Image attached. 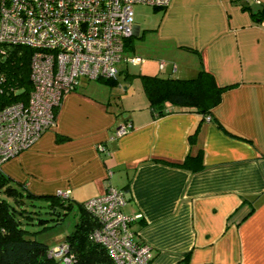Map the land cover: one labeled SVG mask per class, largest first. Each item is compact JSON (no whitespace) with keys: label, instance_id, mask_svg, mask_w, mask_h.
<instances>
[{"label":"crops","instance_id":"0c3cea01","mask_svg":"<svg viewBox=\"0 0 264 264\" xmlns=\"http://www.w3.org/2000/svg\"><path fill=\"white\" fill-rule=\"evenodd\" d=\"M157 22L139 25L147 42L126 52L139 62L121 61L106 90H86L96 79L83 77L54 124L1 169L36 196L68 190L82 202L123 189L122 210L141 213L131 228L151 247L150 264H264V13L232 0H170ZM200 67L227 86L210 114L156 117L139 74L191 77ZM125 121L131 127L114 134Z\"/></svg>","mask_w":264,"mask_h":264},{"label":"built area","instance_id":"2783aa9c","mask_svg":"<svg viewBox=\"0 0 264 264\" xmlns=\"http://www.w3.org/2000/svg\"><path fill=\"white\" fill-rule=\"evenodd\" d=\"M169 1L0 0V53L5 43L32 49L30 90L22 99L0 103V166L34 144L54 124L62 96L82 76L90 80L116 77L121 61L139 62V56L126 55L124 50L126 38L135 31L133 5L164 7ZM13 90L21 93L25 89ZM130 127L131 122L125 121L114 134L121 136ZM124 202V190L114 186L85 201L99 220L91 236L106 246L116 264H150L151 247L131 228L141 213L123 211ZM67 249L61 244L53 252ZM64 258L66 262L71 259L68 255Z\"/></svg>","mask_w":264,"mask_h":264},{"label":"trees","instance_id":"16d2710c","mask_svg":"<svg viewBox=\"0 0 264 264\" xmlns=\"http://www.w3.org/2000/svg\"><path fill=\"white\" fill-rule=\"evenodd\" d=\"M232 1L239 4L242 9L249 10L256 17H261L264 13V4L253 9L248 4V0ZM165 6L160 7V10L164 11ZM153 9H158V6H153ZM136 36L141 35L131 34L126 38L125 52L133 49ZM2 48L0 103L22 99L31 87L29 61L32 49L23 44L13 43H5ZM139 75L144 93L148 98L149 108L156 117L175 110H194L202 116L208 115L220 100L222 91L227 88L215 81L214 75L204 67H200L191 77H165L156 73L143 72ZM96 80L109 85L116 83V77H100ZM78 84L72 89H75ZM21 87L25 89L21 93H15L13 90V88ZM200 156L199 153L195 156L189 155L182 165L188 163L189 158L199 161ZM38 198L45 201L44 205L47 206L48 211L44 212L49 213L48 217L38 215L41 211H37L34 215L37 209L27 207L28 204L35 205L34 201ZM73 207L76 209V222L72 230L65 233L61 243L49 247L45 241L37 238L35 235L37 232L60 223L64 215ZM34 218L37 220L34 221ZM27 223H37L41 226L38 230H31L25 226ZM98 226L97 216L86 208L85 201L74 202L68 194L36 196L24 185L14 182L0 166V264H59L60 259L65 264H116L106 246L91 236V232ZM61 244H66L68 249L59 254L54 253L53 248ZM65 255L70 256L69 262L65 261Z\"/></svg>","mask_w":264,"mask_h":264},{"label":"rangeland","instance_id":"374dc122","mask_svg":"<svg viewBox=\"0 0 264 264\" xmlns=\"http://www.w3.org/2000/svg\"><path fill=\"white\" fill-rule=\"evenodd\" d=\"M160 9L161 8L158 7V9L154 10L153 6L146 4V3H140V2L133 5L134 20H135L136 24L140 25V31H143V28H145V27L146 28H153L156 26V24L158 23L157 21L159 20V18L163 14V10H160ZM146 39H147V37H145V40H144V38L140 39L138 37H135V44L136 45H138L139 43L145 44L147 42ZM138 52H140V50H138ZM131 67H134V66L131 64ZM119 78L122 80L123 75L121 74L119 76ZM83 80L86 81L83 78V79H81L80 83ZM95 82H97L100 86H102L101 88H103L105 90L109 88V86L104 85L103 83L99 82L98 80H94V81H89V83H87V85H89V87H87V88L85 87L86 90L91 91L93 89L92 85H94ZM82 85L80 84V88H82ZM34 202H35V205H30V204L27 205L28 208H31L33 210L37 209L36 212L34 213V215L37 214V211H41L38 215L48 217L49 213L44 212V211H48L47 206L44 205L45 201L40 200V198H38V199H35ZM75 212H76V209H75V207H73L71 211H69L68 213H66L64 215V218L60 221V223H58L56 225H52V227H48L46 229L40 230L35 235L37 236V238L39 240L41 239V240L45 241L49 247H53L55 245H58L59 243H61L63 241L64 236L66 235L65 233L72 230L74 223L76 222L75 221V219H76ZM36 220L37 219L34 218V221H36ZM25 226L31 230H38L40 228L41 224L27 223V224H25ZM59 264H65V263L63 262L62 259H60Z\"/></svg>","mask_w":264,"mask_h":264},{"label":"water","instance_id":"95a60500","mask_svg":"<svg viewBox=\"0 0 264 264\" xmlns=\"http://www.w3.org/2000/svg\"><path fill=\"white\" fill-rule=\"evenodd\" d=\"M138 28H139V25L138 24H135V31H134L133 34H135L137 32Z\"/></svg>","mask_w":264,"mask_h":264}]
</instances>
